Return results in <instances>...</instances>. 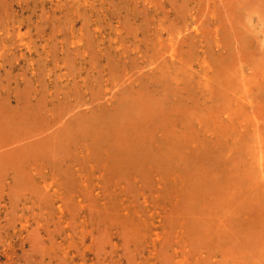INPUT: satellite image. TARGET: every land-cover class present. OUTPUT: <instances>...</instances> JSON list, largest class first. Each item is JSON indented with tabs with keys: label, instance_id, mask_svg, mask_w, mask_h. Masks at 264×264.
<instances>
[{
	"label": "rangeland",
	"instance_id": "rangeland-1",
	"mask_svg": "<svg viewBox=\"0 0 264 264\" xmlns=\"http://www.w3.org/2000/svg\"><path fill=\"white\" fill-rule=\"evenodd\" d=\"M0 124V264H264V0H0Z\"/></svg>",
	"mask_w": 264,
	"mask_h": 264
},
{
	"label": "bare ground",
	"instance_id": "bare-ground-1",
	"mask_svg": "<svg viewBox=\"0 0 264 264\" xmlns=\"http://www.w3.org/2000/svg\"><path fill=\"white\" fill-rule=\"evenodd\" d=\"M223 27V26H222ZM158 84V83H157ZM133 101V100H132ZM150 102V101H149ZM21 107V106H20ZM20 109V108H19ZM166 109V108H165ZM5 110V109H4ZM24 110V109H23ZM153 111V110H152ZM155 111V110H154ZM151 112V111H150ZM147 113V112H146ZM134 114V113H133ZM164 114V113H163ZM17 115V114H16ZM26 115V114H25ZM14 116H15V114H14ZM27 116V115H26ZM29 116V115H28ZM152 116V115H151ZM155 116V115H154ZM160 116V115H159ZM5 117V116H4ZM20 117V116H19ZM24 117V116H23ZM22 117V118H23ZM25 118V117H24ZM114 118V117H113ZM29 119H31V117L29 118ZM112 119V118H111ZM35 120V119H34ZM112 120H114V119H112ZM6 121V120H5ZM23 121V120H22ZM26 121V120H25ZM30 120H28L27 119V124H28V122H29ZM76 121V120H75ZM143 121H144V119H143ZM20 122V121H19ZM39 122V121H38ZM58 122V121H57ZM21 123V122H20ZM24 123H26V122H24ZM31 123V122H30ZM136 123V122H135ZM164 123V122H163ZM32 124H33V121H32ZM57 124V123H56ZM1 125V124H0ZM36 125V124H35ZM47 125V124H46ZM58 125V124H57ZM31 126V125H30ZM29 126V127H30ZM34 126V125H33ZM171 126V125H170ZM32 127V126H31ZM35 127V126H34ZM44 127V126H43ZM47 127V126H46ZM150 127V126H149ZM18 128V127H17ZM36 128V127H35ZM67 128V127H66ZM117 128V127H116ZM124 128V127H123ZM28 129H30V128H28ZM37 129V128H36ZM45 129V128H44ZM74 129V128H73ZM32 130V129H31ZM59 130V129H58ZM64 130V129H63ZM66 130V129H65ZM6 131H7V129H6ZM61 132V131H60ZM59 132V133H60ZM101 132V131H100ZM171 133V132H170ZM3 134V133H2ZM31 134V133H30ZM29 134V135H30ZM86 134V133H85ZM140 134V133H139ZM10 136V135H9ZM69 136V135H68ZM142 136V135H141ZM30 137V136H29ZM65 137V136H64ZM96 137V136H95ZM175 137V136H174ZM7 138H8V136H7ZM15 138V137H14ZM49 138V137H48ZM132 139V138H131ZM123 140V139H122ZM130 140V139H129ZM72 141V140H71ZM96 141V140H95ZM63 144V143H62ZM142 144V143H141ZM114 146V145H113ZM116 146V145H115ZM118 146V145H117ZM109 147V146H108ZM132 147V146H131ZM137 147V146H136ZM126 148V147H125ZM52 149V148H51ZM167 149V148H166ZM140 151V150H139ZM170 151V150H169ZM138 152V151H137ZM136 153V152H135ZM171 153V152H170ZM49 154V153H48ZM121 155V154H120ZM126 157H128V156H126ZM112 158V157H111ZM5 160V159H4ZM5 162V161H4ZM8 162V161H7ZM6 162V163H7ZM20 163V162H19ZM22 163V162H21ZM11 165V164H10ZM212 166V165H211ZM210 168V167H209ZM199 187V186H198ZM200 189V188H199ZM198 193V192H197ZM248 194V193H247ZM237 200V199H236ZM256 221V220H255ZM258 223V222H257ZM259 224V223H258ZM211 225V224H210ZM256 230V229H255ZM250 234V233H249ZM254 239V238H253ZM227 240V239H226Z\"/></svg>",
	"mask_w": 264,
	"mask_h": 264
}]
</instances>
